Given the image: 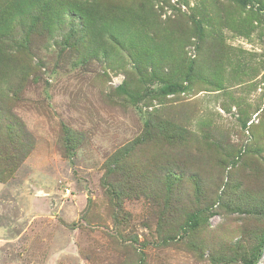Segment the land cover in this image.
Returning <instances> with one entry per match:
<instances>
[{"label":"rangeland","instance_id":"1","mask_svg":"<svg viewBox=\"0 0 264 264\" xmlns=\"http://www.w3.org/2000/svg\"><path fill=\"white\" fill-rule=\"evenodd\" d=\"M15 1L0 264H264V0Z\"/></svg>","mask_w":264,"mask_h":264},{"label":"trees","instance_id":"2","mask_svg":"<svg viewBox=\"0 0 264 264\" xmlns=\"http://www.w3.org/2000/svg\"><path fill=\"white\" fill-rule=\"evenodd\" d=\"M70 5V2L65 1V0H16L12 7L10 8L11 12L9 13V17L12 14L15 16H26L27 14L34 13L37 11L33 16L34 21H41L43 22H49L50 26L54 23V18L58 14L61 15V10L62 8H65ZM71 6V5H70ZM7 19L6 21L12 20ZM108 34L109 36L113 35V30L111 27H106L104 29V35ZM200 224V214L194 213L193 215L190 216L189 219V226L194 229Z\"/></svg>","mask_w":264,"mask_h":264}]
</instances>
